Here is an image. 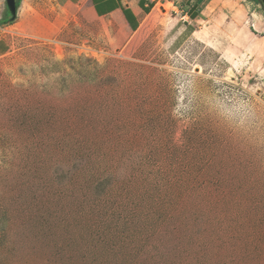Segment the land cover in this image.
Masks as SVG:
<instances>
[{
    "label": "rangeland",
    "instance_id": "374dc122",
    "mask_svg": "<svg viewBox=\"0 0 264 264\" xmlns=\"http://www.w3.org/2000/svg\"><path fill=\"white\" fill-rule=\"evenodd\" d=\"M180 3L117 43L76 3L20 0L0 264H264V7Z\"/></svg>",
    "mask_w": 264,
    "mask_h": 264
},
{
    "label": "crops",
    "instance_id": "0c3cea01",
    "mask_svg": "<svg viewBox=\"0 0 264 264\" xmlns=\"http://www.w3.org/2000/svg\"><path fill=\"white\" fill-rule=\"evenodd\" d=\"M67 4L76 3L81 14H87L92 19L105 20L112 31L115 25L120 27V33L116 34L114 41L121 43L127 35L136 32L142 25V21L155 9L170 5L172 10L180 7V2L188 0H62ZM180 1V2H179ZM194 1V0H193ZM191 5L185 13V17L195 19L199 15V3ZM20 3V0H19ZM19 7V6H18ZM18 10V9H17ZM17 16V15H16ZM13 23L0 26V57L6 55L9 43L4 35L12 29Z\"/></svg>",
    "mask_w": 264,
    "mask_h": 264
},
{
    "label": "water",
    "instance_id": "95a60500",
    "mask_svg": "<svg viewBox=\"0 0 264 264\" xmlns=\"http://www.w3.org/2000/svg\"><path fill=\"white\" fill-rule=\"evenodd\" d=\"M258 3L264 7V0H257ZM17 2L18 0H5L6 12L10 16L6 23L13 22L17 15Z\"/></svg>",
    "mask_w": 264,
    "mask_h": 264
},
{
    "label": "trees",
    "instance_id": "16d2710c",
    "mask_svg": "<svg viewBox=\"0 0 264 264\" xmlns=\"http://www.w3.org/2000/svg\"><path fill=\"white\" fill-rule=\"evenodd\" d=\"M19 6V0H18V2H17V7Z\"/></svg>",
    "mask_w": 264,
    "mask_h": 264
},
{
    "label": "bare ground",
    "instance_id": "6f19581e",
    "mask_svg": "<svg viewBox=\"0 0 264 264\" xmlns=\"http://www.w3.org/2000/svg\"><path fill=\"white\" fill-rule=\"evenodd\" d=\"M197 32V31H196ZM206 34V33H205ZM197 35H199V33L197 34Z\"/></svg>",
    "mask_w": 264,
    "mask_h": 264
}]
</instances>
